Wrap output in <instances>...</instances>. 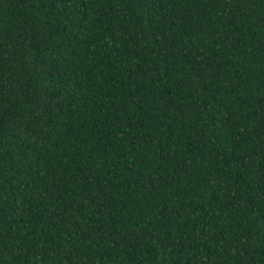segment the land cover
I'll return each instance as SVG.
<instances>
[{"label":"trees","instance_id":"16d2710c","mask_svg":"<svg viewBox=\"0 0 264 264\" xmlns=\"http://www.w3.org/2000/svg\"><path fill=\"white\" fill-rule=\"evenodd\" d=\"M0 264H264V0H0Z\"/></svg>","mask_w":264,"mask_h":264}]
</instances>
